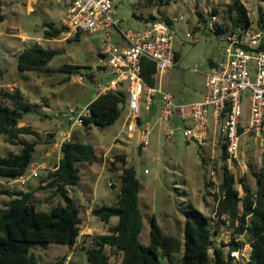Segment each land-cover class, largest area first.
<instances>
[{
	"label": "rangeland",
	"instance_id": "1",
	"mask_svg": "<svg viewBox=\"0 0 264 264\" xmlns=\"http://www.w3.org/2000/svg\"><path fill=\"white\" fill-rule=\"evenodd\" d=\"M1 1L4 20L0 23V91L10 92L9 86L13 84V89L18 90L22 99L31 104L29 110L23 112L21 123L36 131L38 136H21L25 141L36 143L26 174H29L32 166L42 165L43 169L39 170L38 177L28 178L23 185L1 178L0 187L24 192L32 182L36 185L32 202L38 209L47 210L56 203L63 204L62 198L53 189L41 186V182L46 181L47 174L54 170L60 157V148L54 147L53 143L60 145L63 141L77 140L92 145L99 157L93 164L78 163L80 179L76 185L67 187L68 195L79 209V218L83 222L80 227L88 232L85 235L108 233L112 223L117 222L116 217H111V222L105 224L92 213L99 206L116 204L114 189L119 184V169L122 167L117 156L125 158V166H133L139 182L138 206L142 214L139 241L142 245L149 243L151 217L155 218L165 235L181 241L184 212L189 210L190 204L210 219V226L214 229L217 189L208 181L205 162L212 144L221 138L219 125H215L209 117L205 145L200 147L193 142L186 145L180 129L176 130L171 140L165 141L162 138V125L150 119L148 145L139 147L136 136L128 138L122 128L126 111L121 105L119 118L106 127H86L83 124L72 125L68 120L62 121L59 118L61 111L75 109L76 112L71 115L74 119L95 98V86L111 78L97 65L98 53L104 46L103 33L79 34L77 39L74 36L64 39L61 35L55 41H47L42 38L43 24L46 22L59 27V11L63 9V4L57 5L55 0H35L33 12L27 13L25 4L21 3L23 0ZM239 2L253 23L258 16L264 18V0ZM231 3L232 0H113V10L114 19L122 31L140 32L149 28V15L170 21L178 57L173 71L162 74L160 82L180 102L188 103L201 99L209 61L217 60L220 56L223 36L230 31V22L234 17ZM213 9L216 14H212ZM198 14L206 23L215 16L214 26L217 23L223 30L218 34L209 32ZM108 30L112 34L111 44H115L120 35L114 27ZM33 45L59 49L61 53L50 61L49 70L19 74L17 53ZM64 64L79 68L69 75L58 72V66ZM249 78L252 81L253 74ZM249 96L250 90L246 89L241 98L242 122L249 112ZM174 126L181 127L177 123ZM70 129L68 138H64L63 133ZM19 149V145L0 136V156L17 153ZM238 155L240 168L235 169L233 175L235 187L241 193L242 185L254 189L253 172L259 173L262 163L258 144L247 135L240 138ZM216 175L219 181L220 171ZM107 182L115 188L108 187ZM92 189L96 191V196L95 201L90 203ZM8 199L0 196V206ZM86 208L90 210L88 213L84 211ZM217 230L212 236L214 245L222 247L234 238L230 224L225 230ZM80 242L74 249L63 244H50L45 248L35 247L31 252L39 262H53L70 254L71 259L67 260V264H87ZM223 249L226 251L227 248ZM105 254L107 264H120V254L108 248H105Z\"/></svg>",
	"mask_w": 264,
	"mask_h": 264
},
{
	"label": "trees",
	"instance_id": "2",
	"mask_svg": "<svg viewBox=\"0 0 264 264\" xmlns=\"http://www.w3.org/2000/svg\"><path fill=\"white\" fill-rule=\"evenodd\" d=\"M230 9L234 17L230 30L241 24H248L246 10L239 0H232ZM216 14V10H212ZM200 21L206 22L198 14ZM155 17L149 15L148 20ZM258 22L264 18L258 16ZM4 20L2 1L0 0V23ZM168 21V19H166ZM42 38L58 39L62 29L52 24H44ZM216 23V33L222 31ZM79 34L74 36L78 38ZM61 53L59 49L42 48L38 45L23 48L17 53V71L23 74L34 70H49L50 61ZM177 54L175 53V60ZM211 64V63H210ZM79 67L60 65L58 72L76 73ZM154 64L141 59V78L149 86H155L153 78ZM125 102V92L117 90L95 97L88 104L89 114L82 118L83 126L106 127L112 125L120 116L119 106ZM30 103L23 100L19 91H0V136H5L12 143L20 146L17 153L0 156V179L15 180L26 173L35 150L34 141L21 139L22 135L38 136L29 127L18 126L23 112L30 108ZM155 102L152 114L155 112ZM220 151L216 164V173L220 171L217 187L215 215L228 220L234 238L228 243L229 249H240L248 245L247 259L240 264H264V169L253 172L254 189L245 185L240 191L235 187V177L225 164V144L218 140ZM122 167L119 169V184L114 205H102L92 210L95 217L107 224L111 217H116V224L108 233L100 235H82L80 248L84 250L87 264H107L105 248L121 255L120 264H234L226 259L223 247L214 245L212 236L217 230L210 226V219L191 204L184 212L182 240L165 235L154 217L150 219L149 243L144 246L139 241L142 229V214L138 206L139 182L133 166H125L124 157H119ZM99 160L95 149L88 143L69 140L61 143L60 157L54 170L46 177V187L53 189L62 200L47 210L38 209L32 202V192H16L0 187V196L8 197L0 206V264H64L62 256L53 262H39L31 252L35 247L45 248L50 244H63L69 248L77 243L82 231L79 209L68 195L67 187L78 183L77 164H93ZM43 182V181H42ZM111 188H115L110 184ZM91 237L92 244L86 243ZM236 237L243 239L236 240ZM78 244V243H77ZM212 247V254L208 249Z\"/></svg>",
	"mask_w": 264,
	"mask_h": 264
},
{
	"label": "built area",
	"instance_id": "3",
	"mask_svg": "<svg viewBox=\"0 0 264 264\" xmlns=\"http://www.w3.org/2000/svg\"><path fill=\"white\" fill-rule=\"evenodd\" d=\"M34 1L29 0L31 3ZM55 3L63 4L59 27L64 39L76 34L103 33L104 46L98 53L97 65L111 78L95 86V97L117 90L125 92L122 106L126 112L122 128L128 138L136 136L139 147L148 145L150 119L162 125V138L165 141L171 140L176 130L180 129L185 141L203 147L210 117L215 125H219L221 142L225 144L224 164L230 173L240 168L238 154L243 135L253 138L258 144L264 169V22L259 23L257 19L253 23L249 19L248 24L228 31L223 36L224 45L219 49V58L205 74L203 100L177 104L169 93L158 86L161 75L175 66V48L169 20L155 18L150 21L149 28L143 31H122L114 19L113 0H55ZM215 20V16H212L208 23L205 22L209 32L216 33ZM111 27L118 31L122 46L111 44L112 34L108 30ZM141 59L154 64L153 78L156 85L153 87L141 78ZM193 71L196 72V69ZM250 74H253L252 81ZM13 86H9L10 92L14 91ZM246 89L250 90L249 112L242 122L241 98ZM154 102L157 113L151 115ZM75 112V109L61 111L59 118L68 120L72 125H82V118L89 114L88 105L72 119L71 115ZM176 119L177 125L181 127L172 125ZM70 131L63 133L64 138H68ZM53 146L60 148L61 144L55 142ZM219 151V143H213L205 162L208 181L216 189L219 182L215 162ZM40 169H43L42 165L32 166L28 175L24 173L14 181L24 183L30 177L36 178ZM214 220L215 230L222 231L229 226L224 216L215 215ZM235 239L240 240L239 237ZM86 243H93L91 237L87 238ZM225 247L226 259L234 264L246 261L248 245L240 249H229L228 244ZM208 253L212 254V247Z\"/></svg>",
	"mask_w": 264,
	"mask_h": 264
},
{
	"label": "crops",
	"instance_id": "4",
	"mask_svg": "<svg viewBox=\"0 0 264 264\" xmlns=\"http://www.w3.org/2000/svg\"><path fill=\"white\" fill-rule=\"evenodd\" d=\"M20 2V1H19ZM19 2L17 3V5H19ZM22 4H25V7H26V11H27V13H31V12H33V10H34V4H35V1L34 2H29V0H23L22 2H21ZM16 5V4H15ZM59 16L61 15V13H62V10L60 9V11H59ZM170 22V21H169ZM44 24H46V22H44ZM43 24V25H44ZM57 28H60V27H57ZM143 30H145V29H143ZM142 30V31H143ZM119 39V41L117 40L116 42H115V44L116 45H118V46H122L123 45V42L121 41V39L120 38H118ZM45 40V39H44ZM64 40V39H63ZM47 41H55V39H51V40H47ZM39 46V45H38ZM41 47V46H40ZM175 53H176V50H175ZM177 54V53H176ZM177 57H178V55H177ZM211 63V64H210ZM175 64H176V60H175ZM215 64V60H213V61H209V68H208V71H209V69L213 66ZM174 68H175V66H174ZM173 68V69H174ZM173 69H171V70H169V71H173ZM207 71V72H208ZM206 72V73H207ZM205 73V74H206ZM204 84H205V81H204ZM13 85V84H12ZM158 86L163 90V91H165V92H167V93H169L172 97H173V101L175 102V103H177V104H189V103H194V102H200V101H202L203 100V97H204V92H205V87H204V90H203V92H202V97H201V99H199V100H195V101H192V102H188V103H182V102H180V100H178L177 98H175L170 92H168V91H166L165 90V88L162 86V84H161V82H159L158 83ZM16 89H14V91H15ZM156 101H157V99H156ZM157 113V108L155 107V112H154V114H156ZM176 122H177V119L176 120H174L172 123V125L174 126L175 124H176ZM23 125V123H19L18 124V126L20 127V126H22ZM22 127H28V126H22ZM28 142V141H27ZM97 156H98V154H97ZM99 158V157H98ZM119 174H120V170H119ZM118 177H119V175H118ZM2 179H6V178H2ZM9 180H11V179H9ZM13 182H15L14 180H13ZM46 182L47 181H43V182H41V186H45L46 185ZM108 183H110V182H107V186H108ZM9 184V183H8ZM21 185H23L24 183H20ZM31 185H29V189H27V190H25L24 192H32V196H33V194L35 193V189H36V185H35V183H30ZM109 187V186H108ZM117 188L116 189H114V191L116 192L115 194H117V191H118V185L116 186ZM2 188H7V187H2ZM90 195H91V197L92 198H90V201H92V202H90V203H93V201H95V196H96V191L94 190V189H92L91 190V193H90ZM90 197V196H89ZM116 201H117V197H116ZM116 203V202H115ZM84 211L86 212V213H88L90 210H88L87 208L86 209H84ZM109 222H111V218H110V220H109ZM108 222V223H109ZM107 223V224H108ZM81 224H83V222L81 221ZM113 224V226L116 224V223H112ZM112 226V227H113ZM90 232V231H89ZM85 233L86 234H88V232L86 231V230H82L81 232H80V235H79V237L77 238V243H79L80 242V240H81V236L82 235H85ZM76 243V244H77ZM74 247H75V245L73 246V247H71V249H74ZM69 248V247H68ZM65 263L64 264H67V260H70L71 259V255L70 254H66L65 255Z\"/></svg>",
	"mask_w": 264,
	"mask_h": 264
},
{
	"label": "water",
	"instance_id": "5",
	"mask_svg": "<svg viewBox=\"0 0 264 264\" xmlns=\"http://www.w3.org/2000/svg\"><path fill=\"white\" fill-rule=\"evenodd\" d=\"M189 143H190V142H188V141L185 142L186 145H189Z\"/></svg>",
	"mask_w": 264,
	"mask_h": 264
}]
</instances>
